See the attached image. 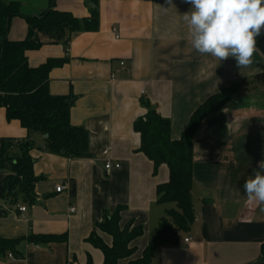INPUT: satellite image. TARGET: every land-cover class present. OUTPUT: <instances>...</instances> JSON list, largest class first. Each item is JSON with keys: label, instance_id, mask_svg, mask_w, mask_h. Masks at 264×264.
I'll use <instances>...</instances> for the list:
<instances>
[{"label": "crops", "instance_id": "0c3cea01", "mask_svg": "<svg viewBox=\"0 0 264 264\" xmlns=\"http://www.w3.org/2000/svg\"><path fill=\"white\" fill-rule=\"evenodd\" d=\"M3 1L20 3L29 17L53 7L84 20L94 8L99 20L96 31L66 27L59 34L38 33L43 45L27 53L32 68L50 59L64 61L50 71L49 89L74 99L70 122L88 132L89 158L46 152L44 135L8 121L0 109V146L15 140L10 155L17 156V141L30 140L39 178L35 203L20 194L7 198L12 172L10 166L0 169V239L18 241L14 250L0 253V264H104L103 252L88 239L97 233L112 246L113 238L98 225L118 207L123 208L121 228L143 227V235L131 243L134 254L118 264L140 259L173 208L157 201L158 186L170 179L168 166L160 165L154 174V163L139 152L141 136L134 124L147 113L142 99L170 120L172 139L179 140L194 112L233 84L240 85L233 101L203 123L194 143L195 221L178 233L177 245L159 248L152 264L260 261L264 206L247 201L243 184L264 160V36L253 63L238 68L234 58L220 62L191 48L182 21L191 5L183 0H173L176 8L167 10L165 0H56L53 6L52 0ZM28 34L26 19L13 18L8 39L22 41ZM108 162L120 167L107 171ZM61 185L65 189L57 192ZM49 236H66V241L39 240Z\"/></svg>", "mask_w": 264, "mask_h": 264}, {"label": "trees", "instance_id": "16d2710c", "mask_svg": "<svg viewBox=\"0 0 264 264\" xmlns=\"http://www.w3.org/2000/svg\"><path fill=\"white\" fill-rule=\"evenodd\" d=\"M55 2L52 0V6ZM15 17L25 18L29 25V34L25 40L8 39L10 24ZM98 20L94 8L91 17L84 20L69 13L58 12L53 7L39 17H29L21 12L20 3L0 0V109H5L8 121L17 120L28 131L44 135L45 151L50 154L70 159L89 158V134L83 127L73 126L70 122L71 101L74 99L50 92V71L61 66L64 61L50 59L40 67L32 68L27 53L43 45L36 37L38 33L59 34L66 27L73 32L96 31ZM239 87V84H233L203 103L192 115L179 140L172 139L170 120L162 117L149 100L142 99L147 113L134 124L135 131L141 136L139 152L154 163V174L160 165L168 166L170 179L168 183L158 186L157 201L175 206L167 210L143 256L127 264H152L159 248L177 245L178 233L187 232L192 226L195 221L192 189L196 137L210 116L233 101ZM17 142L21 151L17 156L10 155L15 140H3L0 146V169L10 166L12 172L6 179L4 196L8 198L20 194L23 201L35 203V187L39 178L35 176V161L30 156L35 145L30 140ZM122 210V207H118L114 214L106 213L98 225L100 231L113 238L111 247L97 233L88 239L103 252L104 264H118L120 260L130 258L135 252L131 243L143 235L142 226L132 228L128 224L124 228L120 227ZM39 240L60 242L66 241V236L40 237ZM17 243L16 240L0 239V253L14 250ZM260 260L264 261V245ZM87 264L94 263L89 260Z\"/></svg>", "mask_w": 264, "mask_h": 264}, {"label": "clouds", "instance_id": "9594fccd", "mask_svg": "<svg viewBox=\"0 0 264 264\" xmlns=\"http://www.w3.org/2000/svg\"><path fill=\"white\" fill-rule=\"evenodd\" d=\"M190 10L182 14L187 26V41L200 55L214 60L234 58L238 68L248 67L264 36V0H183ZM167 10L176 8L165 0ZM249 203L264 206V160L243 184Z\"/></svg>", "mask_w": 264, "mask_h": 264}, {"label": "built area", "instance_id": "2783aa9c", "mask_svg": "<svg viewBox=\"0 0 264 264\" xmlns=\"http://www.w3.org/2000/svg\"><path fill=\"white\" fill-rule=\"evenodd\" d=\"M116 38H119V36H117ZM122 64H123V63H122ZM123 65H124V64H123ZM104 154H105V155H108V154H109V150H108V149L105 150V151H104ZM119 167H120V164H116V165H114V164L111 163V162H108V163L106 164V169H107V171H109V170H111V169H113V168H119ZM63 189H65V187L61 185V186L57 187L56 190H57V192H61ZM19 210H20L21 212H25V211H26V207L19 208ZM71 211H75V209L72 208ZM185 242L188 243V242H189V239H186Z\"/></svg>", "mask_w": 264, "mask_h": 264}, {"label": "water", "instance_id": "95a60500", "mask_svg": "<svg viewBox=\"0 0 264 264\" xmlns=\"http://www.w3.org/2000/svg\"><path fill=\"white\" fill-rule=\"evenodd\" d=\"M71 102H72V101H71ZM253 264H264V261L260 260V261H257V262H255V263H253Z\"/></svg>", "mask_w": 264, "mask_h": 264}, {"label": "rangeland", "instance_id": "374dc122", "mask_svg": "<svg viewBox=\"0 0 264 264\" xmlns=\"http://www.w3.org/2000/svg\"><path fill=\"white\" fill-rule=\"evenodd\" d=\"M175 205L174 204H171V207H174Z\"/></svg>", "mask_w": 264, "mask_h": 264}]
</instances>
